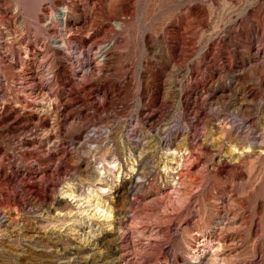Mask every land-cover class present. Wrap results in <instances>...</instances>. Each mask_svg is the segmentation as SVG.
Here are the masks:
<instances>
[{"label":"rangeland","instance_id":"rangeland-1","mask_svg":"<svg viewBox=\"0 0 264 264\" xmlns=\"http://www.w3.org/2000/svg\"><path fill=\"white\" fill-rule=\"evenodd\" d=\"M40 10L0 30V264H264V0ZM99 193L111 220L78 210ZM229 195L245 219L204 250Z\"/></svg>","mask_w":264,"mask_h":264},{"label":"bare ground","instance_id":"bare-ground-1","mask_svg":"<svg viewBox=\"0 0 264 264\" xmlns=\"http://www.w3.org/2000/svg\"><path fill=\"white\" fill-rule=\"evenodd\" d=\"M43 1L44 0H0V30H4L6 34L11 36L8 26L14 27L16 24V20L22 18V15L24 16V23L20 24L21 27L27 21H31L32 19L38 20L37 19L39 18L37 17L38 12H43L40 10V7ZM102 2H104V0H102ZM62 10L63 12L60 11L59 13H55V11H51L49 14H47V16L51 18V20H55L56 22H58L60 26H63L64 31H68V22H67L68 20H67V15H66V8L63 7ZM10 15L12 16L9 17ZM43 15H45V13ZM6 24L8 26H6ZM60 43L61 41H54L53 44L56 48H60L61 46ZM64 45L65 43L63 42L62 47H64ZM241 110H242V106H239V108H237V112L240 113ZM234 154H236V148L232 147L230 148V150H228L229 159L235 162L240 161L242 158V155H234ZM262 155H264V147L260 148L259 156H262ZM175 156H176V153L172 155L174 160H176ZM181 158L182 156L180 157V159ZM217 163H219V161ZM212 164H216L215 159L214 161H212ZM178 166L180 167L181 164H179ZM101 176H103V174ZM99 182L100 183L103 182L102 177L99 180ZM213 187L214 185L211 186L210 192H211V195L214 196L213 192L215 189H213ZM105 189L106 188L101 187L100 192L105 193L106 192ZM63 191H64V194L68 196L71 200L76 199L77 197L75 194L76 190L72 188L71 185H67L66 187H64ZM87 198H88V201L85 202L84 204L88 205V207L82 208L81 206H78V210L80 211L82 215L84 213H89L91 216V219L93 220H104V221L111 220L112 210L108 208L109 205H107V203H104L99 199L100 193L96 198H94V196L92 195H90ZM219 200H220L219 202L218 201L211 202L215 206L217 215L216 217L214 216L211 217L210 221L207 223V226H208L207 234L204 235L202 234V232H199L196 235V236H200L199 241H198V238L194 237L197 243H200L201 239L203 240L202 244H203L204 250L211 249L213 251L214 248H217L218 250L222 249L224 251L227 248L226 241H225L227 233H233L234 230L236 229V225L238 221L245 219L244 207L239 205V202L233 200L232 195H229L228 197L220 196ZM3 226L4 225H2V228ZM159 240H162V239H159ZM214 241L217 242V246H214L213 244ZM235 245H238V242H236ZM218 250L212 255L213 257L218 256ZM211 261L214 262L213 259ZM125 263L131 264V262H128L126 260H125Z\"/></svg>","mask_w":264,"mask_h":264}]
</instances>
